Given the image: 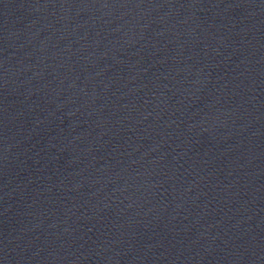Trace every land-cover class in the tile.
Instances as JSON below:
<instances>
[{
    "label": "water",
    "instance_id": "1",
    "mask_svg": "<svg viewBox=\"0 0 264 264\" xmlns=\"http://www.w3.org/2000/svg\"><path fill=\"white\" fill-rule=\"evenodd\" d=\"M0 264H264V0H0Z\"/></svg>",
    "mask_w": 264,
    "mask_h": 264
}]
</instances>
